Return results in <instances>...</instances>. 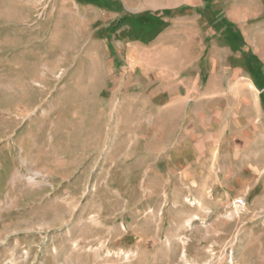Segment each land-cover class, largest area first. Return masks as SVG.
I'll use <instances>...</instances> for the list:
<instances>
[{
	"label": "rangeland",
	"instance_id": "1",
	"mask_svg": "<svg viewBox=\"0 0 264 264\" xmlns=\"http://www.w3.org/2000/svg\"><path fill=\"white\" fill-rule=\"evenodd\" d=\"M0 264H264V0H0Z\"/></svg>",
	"mask_w": 264,
	"mask_h": 264
}]
</instances>
